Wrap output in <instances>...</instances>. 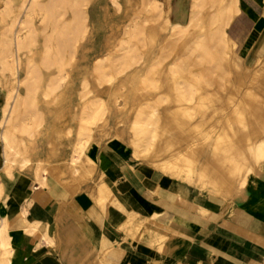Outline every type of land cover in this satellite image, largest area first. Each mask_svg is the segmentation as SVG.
<instances>
[{
    "label": "bare ground",
    "instance_id": "obj_1",
    "mask_svg": "<svg viewBox=\"0 0 264 264\" xmlns=\"http://www.w3.org/2000/svg\"><path fill=\"white\" fill-rule=\"evenodd\" d=\"M88 2L0 0V195L4 182L13 179L15 168H32V180L45 186L50 171L46 164L53 159L59 164L53 173L70 183L71 191L87 183L89 196L102 211L111 213L112 205L127 217L119 227L132 223L139 228L141 222L133 218L135 211L115 194L118 187L113 190L96 169L95 159L89 156L94 151L88 154L91 142L98 143L101 133L110 130L130 157L148 163L162 175L223 198L239 194L248 175L261 174L264 166V51L252 67L253 77L245 79L233 69L237 56L226 26L239 12L238 0H189L184 24L169 25L164 19L159 26L164 35L159 54L148 66L153 79H146L145 64L122 78L119 84L127 93L119 107L107 96L128 66L139 59L143 64V56L136 53L139 49L145 54V50L136 36L141 35L143 42L147 20L137 17L146 11V3L124 0L122 29L117 34L112 30L100 53L80 66L75 59L88 31ZM157 6L154 0L153 9ZM129 10L136 14V21L129 19ZM73 65L78 67L77 102L54 115L43 128L47 119L41 104L52 102L70 83L68 70ZM212 121L220 123L214 135ZM206 123H211L209 129H200ZM41 153L47 154V160ZM147 227L152 239L164 235L152 223ZM6 228L3 219V258L11 253ZM93 259V264H120L105 254Z\"/></svg>",
    "mask_w": 264,
    "mask_h": 264
},
{
    "label": "crops",
    "instance_id": "obj_2",
    "mask_svg": "<svg viewBox=\"0 0 264 264\" xmlns=\"http://www.w3.org/2000/svg\"><path fill=\"white\" fill-rule=\"evenodd\" d=\"M258 50L264 51V38ZM256 58L246 62L254 63ZM89 152L106 182L113 190L118 187L114 192L119 201L135 211L133 218L141 222L139 228L132 223L119 227L127 217L112 205L111 213L102 211L89 196L87 183L71 191L53 173L59 167L53 159L46 164L50 171L45 186L32 180V168H15L13 179L4 182L0 195V224L6 220L11 246L10 257L0 254V264H93V258L101 254L120 264H264V166L261 174H249L241 192L230 199L160 174L148 163L130 157L124 143L112 136L91 142ZM46 155L41 153V158L47 160ZM149 223L162 229L164 235L152 239Z\"/></svg>",
    "mask_w": 264,
    "mask_h": 264
},
{
    "label": "rangeland",
    "instance_id": "obj_3",
    "mask_svg": "<svg viewBox=\"0 0 264 264\" xmlns=\"http://www.w3.org/2000/svg\"><path fill=\"white\" fill-rule=\"evenodd\" d=\"M132 1L134 2L136 0ZM157 1L159 6L153 9L152 4L154 3V0H145L146 11L138 17L135 13H133L134 9L129 10L128 17L129 19L131 18L132 21H136L137 18H146L147 20L146 30L143 34V42L142 40L140 41V39H142L141 35L136 36V39L139 40V43H143L145 54L144 52H140L141 50L138 49L139 52L136 54L137 56L138 54L143 56V64L139 59L137 62H134L133 64L128 66L124 70V72L115 79L112 90H110V92L108 93L107 100L109 101L110 98V100L112 102H115L118 107L122 103V96L127 93L126 87H120L119 83L122 78L134 73L139 69V67H141V65L145 64L144 74L146 79L148 81H151L153 79L148 74V66L150 63L154 62V58L159 54L161 42L164 38V35L162 33L163 31L161 30L160 32L159 30L160 24L163 25L165 21L164 19H167L169 25L175 22L184 24L186 21L189 0ZM254 1L256 2V4L251 5V2L249 0H238L239 12L232 19H230L229 23L226 26V32L230 37V40L233 42V46L237 56V58H235L233 69L235 71H240L245 79L254 76V74H252V67L255 65V62L247 63L246 61L251 59L252 57H262L263 54L262 50L258 49L260 48L262 40L264 38V33L262 36H260L264 31V0ZM116 2H113L112 0H89L86 6V22L88 25V31L83 40L80 42V47L78 48V53L75 59V63L77 65L83 66L86 62H90L93 57L100 53L106 37L112 32V30L117 34V32L122 29L121 17L124 10V0H116ZM116 8H118V10ZM180 15H184L183 20H180ZM77 68L78 67L75 65L69 68V77L67 81H69L70 83L67 86L63 87L61 91L57 93V96H55L54 100L50 103L41 104V108L47 117V121L44 122L43 128L47 127V123H49L54 115L61 113L63 110H66L68 105L76 104L78 85V80L76 77ZM104 86L105 85L102 84L101 88H103ZM115 89H117L118 91L116 92ZM0 102H2V93H0ZM213 122L214 121H212V126L216 129L211 132V135L217 133V128L220 125L218 121H216L215 123ZM209 124L211 125V123L201 124L202 127L200 129L207 131L210 127ZM111 135L112 130H110L109 133H101L99 137L105 139L111 137ZM68 185L71 186L70 183ZM87 188L89 189L88 186Z\"/></svg>",
    "mask_w": 264,
    "mask_h": 264
}]
</instances>
